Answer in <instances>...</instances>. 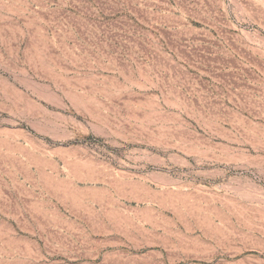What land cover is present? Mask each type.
<instances>
[{"label": "rangeland", "instance_id": "374dc122", "mask_svg": "<svg viewBox=\"0 0 264 264\" xmlns=\"http://www.w3.org/2000/svg\"><path fill=\"white\" fill-rule=\"evenodd\" d=\"M0 264H264V0H0Z\"/></svg>", "mask_w": 264, "mask_h": 264}]
</instances>
